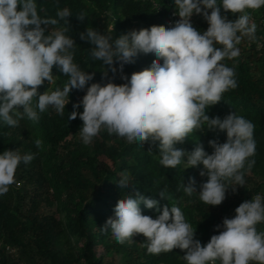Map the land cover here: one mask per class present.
<instances>
[{
    "label": "clouds",
    "instance_id": "1",
    "mask_svg": "<svg viewBox=\"0 0 264 264\" xmlns=\"http://www.w3.org/2000/svg\"><path fill=\"white\" fill-rule=\"evenodd\" d=\"M261 7L264 0H175L179 19L171 26L131 30L116 39L88 27L80 38L93 45L91 58L108 66L102 79H107L110 68L113 74L119 70L126 81L89 86L95 73L83 71L74 62L76 43L66 34L70 30L67 18L72 15L69 8L58 9V19L45 18L39 15L36 0H0V122L8 127H18L25 118L38 123L49 108L63 115L70 92L86 88L82 100L73 104L69 113V120L79 117L83 122L79 133L85 145L101 130L140 146L158 142L159 163L164 168L176 169L182 163L184 169L203 165L200 176L207 180L200 191L193 186L194 179L182 185L183 191L188 196L197 193L207 206H219L229 188L235 192L237 186H244L245 174L255 164L251 159L256 154L255 125L235 112L223 119L210 118L206 112L225 92L238 86L234 67L221 61L237 58V45L245 37L256 39L257 25L251 22L248 10ZM221 9L238 14V18L229 20ZM193 15L203 16L207 30L201 32L193 25ZM76 16L83 21L86 13ZM60 21L64 25L55 28ZM140 54H153L156 59L130 78L123 75L124 66L134 63ZM54 66L69 79L62 89L41 93L39 88L45 81H53ZM81 105L83 111H76ZM205 130L226 133L227 139L223 143L210 139L211 154L202 144L190 153L176 147L193 132ZM34 143L41 148L43 142L36 139ZM33 159V154L21 155L18 150L0 153V195L16 183L20 163ZM130 185L128 174L120 177V188ZM158 195L168 200L167 189ZM141 203L158 215L143 214ZM114 212V218H108L101 230H110L119 244L131 243L134 236L142 235L149 254L179 248L186 253V264H264V231L257 229L264 223L261 195L236 207L235 216L224 218L223 230L212 235L206 245L195 239L196 227L186 220L180 207L173 204L161 209L158 200L139 190L118 200Z\"/></svg>",
    "mask_w": 264,
    "mask_h": 264
},
{
    "label": "trees",
    "instance_id": "2",
    "mask_svg": "<svg viewBox=\"0 0 264 264\" xmlns=\"http://www.w3.org/2000/svg\"><path fill=\"white\" fill-rule=\"evenodd\" d=\"M41 17L56 18L58 9L69 8V31L75 43L74 62L85 72H94L91 83H125L119 70L113 74L109 68L107 79H102L105 67L102 61L93 60L89 50L91 43L80 38L88 27L101 34L119 38L131 30L165 25L171 11L175 12V0H36ZM251 22L257 25L256 39L245 37L237 47L240 55L232 60L221 61L234 67L237 87L225 92L222 100L207 109L210 118L235 112L255 125L256 154L254 166L245 174L244 186L231 188L219 206H207L198 199V194L188 196L183 191L190 179H194L197 192L207 177L200 176L203 165L187 169L182 163L176 169H167L159 163L158 142L139 145L126 139L109 135L101 130L89 145H85L79 130L82 121L77 117L69 120L73 104L79 103L86 94L73 89L63 115L49 108L41 114L38 123L27 118L20 120L18 127H8L0 122V153L18 150L21 155L33 154L29 163H20L16 170V183L5 195H0V264H186L185 251L177 248L158 255L149 254L142 235L133 237L131 243L119 244L111 231H102L108 218H114L115 206L124 195H134L139 190L148 198L159 201L161 209L167 205L181 208L186 220L196 227L195 239L206 245L212 235L222 231L224 218H233L235 209L242 202L256 195L264 197V7L248 10ZM80 12L86 13L81 21ZM229 20L238 14L225 13ZM193 25L201 32L208 23L202 15H193ZM64 21L54 26L60 28ZM51 31V26L48 27ZM47 34V32H46ZM217 47H220L217 45ZM156 59L153 54H140L135 62L124 66L123 75L129 78L133 72L150 67ZM162 63V61H161ZM119 69L118 62L115 63ZM53 81L39 91H54L63 88L68 77L53 67ZM87 87V86H86ZM83 111L81 105L76 109ZM42 140L37 148L34 141ZM210 139L226 141V133L197 131L177 144L187 152L202 144L209 154L213 149ZM151 151V152H149ZM128 174L132 185L120 188L118 181ZM167 189L168 200L158 192ZM145 215L155 218V209L140 205ZM221 226L217 228V226ZM264 231V223L257 225Z\"/></svg>",
    "mask_w": 264,
    "mask_h": 264
},
{
    "label": "built area",
    "instance_id": "3",
    "mask_svg": "<svg viewBox=\"0 0 264 264\" xmlns=\"http://www.w3.org/2000/svg\"><path fill=\"white\" fill-rule=\"evenodd\" d=\"M175 16V13L173 11H171V15H170V18L168 19L167 21V26H171L172 25V20L171 18Z\"/></svg>",
    "mask_w": 264,
    "mask_h": 264
},
{
    "label": "rangeland",
    "instance_id": "4",
    "mask_svg": "<svg viewBox=\"0 0 264 264\" xmlns=\"http://www.w3.org/2000/svg\"><path fill=\"white\" fill-rule=\"evenodd\" d=\"M186 253H184V255H185Z\"/></svg>",
    "mask_w": 264,
    "mask_h": 264
}]
</instances>
